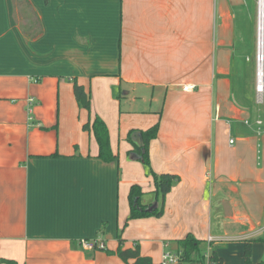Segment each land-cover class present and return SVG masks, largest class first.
I'll return each mask as SVG.
<instances>
[{"label": "crops", "instance_id": "1", "mask_svg": "<svg viewBox=\"0 0 264 264\" xmlns=\"http://www.w3.org/2000/svg\"><path fill=\"white\" fill-rule=\"evenodd\" d=\"M30 10L42 29L34 39L23 30ZM257 14L258 0H0V264H125L119 235L123 249L138 244L161 264L188 234L207 262L216 252L223 264H246L250 240L252 264L263 262ZM30 97L39 128L29 127ZM96 115L114 162L98 158L84 129ZM156 124L151 169L180 180L162 217L128 221L133 185L143 205L161 207L128 140L133 131L141 144Z\"/></svg>", "mask_w": 264, "mask_h": 264}, {"label": "trees", "instance_id": "2", "mask_svg": "<svg viewBox=\"0 0 264 264\" xmlns=\"http://www.w3.org/2000/svg\"><path fill=\"white\" fill-rule=\"evenodd\" d=\"M24 8L30 9L29 3L21 2ZM23 30L31 39L37 38L41 33V25L38 16L30 10L28 23L23 25ZM74 94L79 106L91 113L92 103L91 96L85 88L78 83H75ZM85 130L91 131L99 146L98 158L105 163H111L117 160V155L111 148L110 133L105 121L98 115L94 116L88 124L84 126ZM159 133V125L151 127L146 131L140 132L142 143L136 144L133 139L136 132L131 131L128 135V140L133 143V152L138 156V160L147 168L149 174L154 178L155 194L157 200L160 202L161 207H148L142 204V196L144 191L139 185H133L129 192V205L130 215L128 221L135 219H143L150 217H162V206L166 196L171 192L173 186L180 180L179 176L173 174H160L157 175L151 169L149 147L152 140L157 138ZM255 240L247 241L245 257L246 264H252L251 261V246ZM120 247L116 254L125 264H155L150 257L141 255L138 244L134 249H123L124 240L119 235ZM179 245V261L183 263L200 262L202 264H223V260L217 255L216 252L211 253L209 260L205 259L201 251L203 242L196 239L192 234H188L184 239L178 241ZM8 264H16L10 260H1ZM260 264H264V261Z\"/></svg>", "mask_w": 264, "mask_h": 264}, {"label": "built area", "instance_id": "3", "mask_svg": "<svg viewBox=\"0 0 264 264\" xmlns=\"http://www.w3.org/2000/svg\"><path fill=\"white\" fill-rule=\"evenodd\" d=\"M256 93L258 97L259 103L263 102L264 97V18H261L260 13V0H258V14H257V41H256ZM184 91L191 92L196 89L194 85H186L184 86ZM37 101L35 98L30 97L27 99V111L29 113V127L31 128H39L41 127L39 123H34L33 111L36 106ZM248 124L249 122L246 121ZM261 125V122H257ZM231 143L234 141L231 140ZM83 247L88 250H93L95 248L105 249L104 245L101 243H97L95 241H81ZM209 260V256H206ZM179 262V254L177 253H165L162 258L161 264H174ZM212 264V263H208Z\"/></svg>", "mask_w": 264, "mask_h": 264}, {"label": "bare ground", "instance_id": "4", "mask_svg": "<svg viewBox=\"0 0 264 264\" xmlns=\"http://www.w3.org/2000/svg\"><path fill=\"white\" fill-rule=\"evenodd\" d=\"M260 13H261V18H264V0H261L260 3Z\"/></svg>", "mask_w": 264, "mask_h": 264}, {"label": "rangeland", "instance_id": "5", "mask_svg": "<svg viewBox=\"0 0 264 264\" xmlns=\"http://www.w3.org/2000/svg\"><path fill=\"white\" fill-rule=\"evenodd\" d=\"M257 41V40H256ZM257 43V42H256Z\"/></svg>", "mask_w": 264, "mask_h": 264}, {"label": "water", "instance_id": "6", "mask_svg": "<svg viewBox=\"0 0 264 264\" xmlns=\"http://www.w3.org/2000/svg\"><path fill=\"white\" fill-rule=\"evenodd\" d=\"M152 208H154V207H152Z\"/></svg>", "mask_w": 264, "mask_h": 264}]
</instances>
